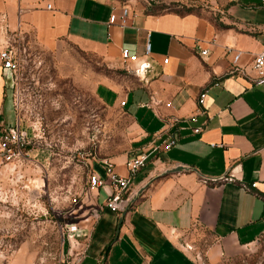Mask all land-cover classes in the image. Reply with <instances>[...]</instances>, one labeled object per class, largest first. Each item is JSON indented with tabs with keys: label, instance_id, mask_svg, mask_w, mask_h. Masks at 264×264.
Wrapping results in <instances>:
<instances>
[{
	"label": "crops",
	"instance_id": "0c3cea01",
	"mask_svg": "<svg viewBox=\"0 0 264 264\" xmlns=\"http://www.w3.org/2000/svg\"><path fill=\"white\" fill-rule=\"evenodd\" d=\"M14 33L46 50L71 43L113 68L150 63L131 86L101 84L132 121L129 150L110 159L116 171L126 175L139 153L149 158L125 215L106 206L109 187L87 190L66 224L77 225L64 234L69 264H221L264 243V81L253 68L264 44L262 0H231L215 19L145 13L121 0H0V50ZM124 48L138 59L124 62ZM14 88L0 60V142L23 126ZM2 156L0 147V169Z\"/></svg>",
	"mask_w": 264,
	"mask_h": 264
},
{
	"label": "rangeland",
	"instance_id": "374dc122",
	"mask_svg": "<svg viewBox=\"0 0 264 264\" xmlns=\"http://www.w3.org/2000/svg\"><path fill=\"white\" fill-rule=\"evenodd\" d=\"M121 1L145 13L193 12L211 19L231 3ZM9 42L19 59L14 89L27 143L21 152L2 156L0 264H69L63 255L65 226L75 220V209L91 187L92 165L126 153L133 137L122 101L104 97L101 84L131 86L135 71L110 67L71 43L46 50L18 33ZM29 149L39 150L27 155ZM30 157L46 160V166ZM221 264H264V243Z\"/></svg>",
	"mask_w": 264,
	"mask_h": 264
},
{
	"label": "built area",
	"instance_id": "2783aa9c",
	"mask_svg": "<svg viewBox=\"0 0 264 264\" xmlns=\"http://www.w3.org/2000/svg\"><path fill=\"white\" fill-rule=\"evenodd\" d=\"M264 3V0H262ZM128 13V9H124V16ZM116 15H113L111 20L114 22ZM150 52V44L146 47V53ZM206 53V51H203ZM122 57L127 61H135L138 59L137 54H132L128 49L124 48L121 52ZM240 52L235 56L237 60L240 57ZM0 60L4 68L16 71L19 67V59L16 51L12 47H5L0 50ZM150 68V63L141 62L140 65L134 69L137 75L144 73L147 69ZM253 68L256 71L260 80L264 81V44L263 48L256 55L254 59ZM204 94L201 95L199 102L203 104ZM124 103V102H123ZM200 128H196L195 132H199ZM27 143V132L22 131L19 127L12 128L5 132L1 138L0 147L3 156H10L13 154V151L17 149L22 151L24 146ZM176 144L175 139H169L165 141L166 147H171ZM9 158V157H8ZM149 158L148 152H142L137 155L130 157L126 162V167L128 173L122 175L115 169V164L110 159H102V170L103 173H97L95 171L91 172L89 176V183L91 187L94 188H103L109 187L110 193L106 198V206L118 213L124 212L127 208L130 207L132 202V192L130 191V186L132 180L134 179L137 172L143 168ZM255 185V184H253ZM134 196V195H133ZM135 197V196H134ZM77 199H75L76 201ZM77 230L76 224H70L65 226V231L68 233L75 232Z\"/></svg>",
	"mask_w": 264,
	"mask_h": 264
},
{
	"label": "trees",
	"instance_id": "16d2710c",
	"mask_svg": "<svg viewBox=\"0 0 264 264\" xmlns=\"http://www.w3.org/2000/svg\"><path fill=\"white\" fill-rule=\"evenodd\" d=\"M176 13H178V12H176ZM191 13H193V12H187L186 14H191ZM178 14H180V13H178ZM186 14H180V15H186Z\"/></svg>",
	"mask_w": 264,
	"mask_h": 264
},
{
	"label": "water",
	"instance_id": "95a60500",
	"mask_svg": "<svg viewBox=\"0 0 264 264\" xmlns=\"http://www.w3.org/2000/svg\"><path fill=\"white\" fill-rule=\"evenodd\" d=\"M128 209H129V208H127V209L124 211V215H125V213L128 211Z\"/></svg>",
	"mask_w": 264,
	"mask_h": 264
}]
</instances>
